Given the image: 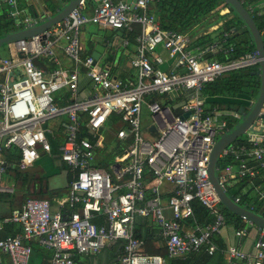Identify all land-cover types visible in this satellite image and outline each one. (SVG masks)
Wrapping results in <instances>:
<instances>
[{
    "label": "built area",
    "instance_id": "built-area-1",
    "mask_svg": "<svg viewBox=\"0 0 264 264\" xmlns=\"http://www.w3.org/2000/svg\"><path fill=\"white\" fill-rule=\"evenodd\" d=\"M156 0H91L89 14L81 1L64 19L34 36L9 43L8 54L0 50V174L9 163L3 150L15 146L23 167L32 166L41 152L51 151L53 131L46 122L64 117L63 139L58 145L60 160L75 171L65 197L56 198L55 207L46 197H28L4 221L18 222L20 233L0 238V256L7 254L10 264H27L32 247L30 239L51 249L49 264H74L76 254L98 252L107 243L121 242V253L111 262L99 264H166V257L200 251L209 254L217 249L213 236L226 221L220 198L208 174L210 152L216 139L229 129L221 116L234 111L207 108L199 90L225 73L243 68L259 69L257 51L224 61L208 59L206 51L226 52L214 41L205 47L193 46L186 33L162 29L149 11ZM250 13L264 14L254 9ZM264 2V0H262ZM10 5L14 0H7ZM40 18H25V26L37 24ZM93 23L100 28L129 32L138 26L130 65L136 79L115 78L108 66H99L91 55L82 56L81 28ZM123 45L128 44L120 36ZM57 49L70 62L60 65ZM55 66L45 69L40 60ZM169 61V62H168ZM165 66L166 69H163ZM90 80V91L78 98L79 77ZM66 89L68 101L59 104L55 94ZM158 95L174 104L148 100ZM63 99V94L59 95ZM253 99L249 100L251 106ZM178 106L175 114L173 107ZM148 111L149 125L143 126V108ZM189 112L185 118L182 114ZM81 114L86 115L87 131L98 139L81 134ZM117 115L124 124L114 133L123 141L122 151L108 168L93 165L95 147L102 136L98 131L110 117ZM264 102L244 141L226 146L219 157H233L230 164L216 167V176L226 191L236 176H254L264 168ZM143 132L152 134L145 137ZM163 181L171 183V193L164 200L159 191ZM199 200L214 217L204 226L183 232L182 222L193 215L191 202ZM238 203L239 198H233ZM239 204V203H238ZM168 207L171 217H166ZM138 216L150 217L161 231L166 256L146 250L145 240L134 235ZM103 219L104 223L92 220ZM244 227L234 230L237 237L246 236L253 223L241 216ZM223 250V249H222ZM226 254L240 264L264 263V228L258 226L252 253L230 244Z\"/></svg>",
    "mask_w": 264,
    "mask_h": 264
},
{
    "label": "crops",
    "instance_id": "crops-1",
    "mask_svg": "<svg viewBox=\"0 0 264 264\" xmlns=\"http://www.w3.org/2000/svg\"><path fill=\"white\" fill-rule=\"evenodd\" d=\"M68 1L69 0H14V4L10 5L7 0H0V7L5 6L7 8L9 16L14 19L15 25L20 29L25 27L21 23L23 19L37 16L40 18V22L45 17L56 13L57 10ZM251 2L254 9L262 10L264 7V2L262 0H251ZM245 4L248 10V4ZM151 5L152 4H150V6ZM91 7L92 2L90 0L89 7H86L89 14L91 13ZM53 8H55L54 11L52 10ZM227 11L228 9L225 8L221 10V13ZM250 14L253 16L254 13ZM256 16L264 20V14ZM214 28L215 26L209 28V31ZM198 31H201V29ZM262 32L264 33V29ZM122 35L123 31L122 34H120L118 31L103 29L93 23H87L81 28L83 52L88 53L86 55H91L92 57L96 54V58L94 59L98 65L108 66L115 78L135 81L136 70L130 65V60L134 53V45L129 43L123 45L120 41V36ZM7 45L8 44H5L0 47L1 52L5 55L8 54ZM57 56L62 67L70 68L71 64L61 49H57ZM39 62L48 70H51L55 66L46 59H42ZM50 65L53 67L51 68ZM162 68L166 69L165 66H162ZM78 90V98L85 97L90 91V80L83 73L79 77ZM111 117L110 122L98 131V134L102 136V138L94 150L95 158L93 160V165L95 166L103 167V165L100 164V162H102L106 163L107 167L105 168H108L114 157L122 151L121 149L124 142L118 140L114 133L117 129L123 127L124 124L119 118L117 121H114L112 119L113 117ZM64 121V117H57L46 122L53 131V137H51V151L49 153L41 152L39 159L29 167L21 166L18 161V165L12 162V165L10 166L9 164L7 170L3 174H0V238L14 236L21 232L22 226L20 223L6 222L3 219L10 215L13 209L20 208L26 198L33 196L46 197L55 207L56 198L65 197L67 195L68 186L75 171L67 164L63 163L58 156V145L63 139L64 134ZM148 125V111L144 107L143 126H146L145 128L148 131L152 130ZM82 136L90 137L94 144H96V142L98 143V139L92 137V135L88 133L87 126ZM12 148H16L17 154L19 155L18 148L11 146L3 150L2 154L5 159L6 154L10 150L13 151ZM158 186L162 198L166 200L171 193V183L163 181ZM164 214L166 217H171V211L168 207L164 208ZM139 217L145 216H138L137 218ZM149 219L151 220L150 217ZM99 223H104V220L101 218L97 224ZM182 224L183 232L192 230L191 224L187 221H184ZM152 225L154 233L151 237L145 238L146 250L150 253L166 256L164 239L161 235L160 227L155 222H153ZM234 230L232 226L225 224L222 230L216 234L218 235V241L220 239L224 244L222 249L225 250L228 245L233 244L245 252L252 253L254 251V240L258 233V226H249L248 234L242 237L235 236ZM28 242L32 247V251L27 264H49L51 249L42 246L35 239H30ZM121 249L120 241L107 243L96 253L87 255L76 254L74 256V264L111 262L117 259L118 255L121 253ZM222 249H217L219 251L216 250L209 261H206L201 253H198V255H201L192 258L186 257L188 254L170 258L166 257V264H181V262L185 261V264H240L238 260L231 259ZM0 264H10V259L7 254H1Z\"/></svg>",
    "mask_w": 264,
    "mask_h": 264
},
{
    "label": "trees",
    "instance_id": "trees-1",
    "mask_svg": "<svg viewBox=\"0 0 264 264\" xmlns=\"http://www.w3.org/2000/svg\"><path fill=\"white\" fill-rule=\"evenodd\" d=\"M90 0H84L85 8L89 7ZM244 6L246 4L243 2ZM227 8L228 11L221 13L222 9ZM53 11L55 8L52 9ZM149 11L155 15L160 27L165 30H174L180 33L189 34L192 37L193 46L205 47L208 44L218 41L222 44L226 52H210L206 51L204 56L208 59L224 61L241 56L246 52L254 51V44L251 36L244 26L239 16L225 4L224 0H156L152 3ZM253 19L257 27L262 32L264 29V20L261 17L253 14ZM215 26L213 30L209 28ZM201 31H198L200 30ZM18 29L15 25L14 19L8 14L5 6L0 7V36ZM138 26H135L132 31L123 32V35L128 39L129 44H135V37L137 35ZM264 40V33L262 32ZM88 53H82L85 56ZM52 68L53 66L50 65ZM50 68V69H51ZM254 67H243L229 71L221 77L206 83L198 92L200 97L204 98L207 108L217 107L222 111H234L239 115L250 109L249 100L255 99L258 94L260 77L253 73ZM63 94V99L59 98ZM68 93L63 89L60 93L55 94V99L59 104L68 101ZM148 100H158L162 104H176V101H169L165 97L158 95L147 96ZM173 112L177 114L179 107L174 106ZM113 117V118H112ZM111 118L114 121L118 120L117 115ZM228 122L229 128L233 127L238 118L230 114H223L221 116ZM86 131V115L81 114V134ZM244 141V136H240L234 142L239 144ZM14 151H9L6 154V160L12 165V162L17 164L19 162V155L16 148ZM237 160L233 157H219L218 166L222 167L226 164L237 166ZM103 167H107L106 163L100 162ZM108 164V163H107ZM18 165V164H17ZM226 192L232 197H238V203L254 211L255 213L264 217V168L258 170L254 176H236L226 188ZM193 208V215L188 219L183 220L191 224L192 228L195 226H204L211 223L214 217L209 213L208 209L197 199L191 202ZM221 211L223 212L226 225L232 226L234 229L244 227L241 216L230 212L220 203ZM137 218V217H136ZM98 223L100 219L92 220ZM182 222V223H183ZM134 235L138 238L144 239L151 237L154 233L152 228L153 221L149 217H139L134 222ZM218 249L223 248L224 244L219 239L218 235H214ZM202 251V252H201ZM219 251V250H217ZM201 253L206 261H209L214 255L209 254L205 248L186 257L199 256ZM186 262V261H185ZM181 262V264H185ZM264 264V263H263Z\"/></svg>",
    "mask_w": 264,
    "mask_h": 264
},
{
    "label": "water",
    "instance_id": "water-1",
    "mask_svg": "<svg viewBox=\"0 0 264 264\" xmlns=\"http://www.w3.org/2000/svg\"><path fill=\"white\" fill-rule=\"evenodd\" d=\"M81 1L83 0H69L66 4L59 8L56 13L45 17L39 23L16 29L1 35L0 47L5 44L34 36L49 29L64 19ZM224 2L225 4L229 5L231 9L239 16L251 36L254 49L257 51L260 58L259 69H254L253 73L259 75L260 84L258 94L253 100L250 109L246 112H243L237 123L219 135V137L216 139L209 155L208 174L211 184L218 194L221 204L225 208L239 216H244L246 219L250 220L253 225L264 228V217L255 213L254 211H251L247 207L234 202L233 198L220 186L216 176V167L218 166L220 153L226 146L242 136L247 129L252 128V125L255 123V119L258 117L259 110L264 102V40L262 33L257 27L253 16L240 0H224ZM118 32L122 34V30H119ZM93 58H96V54L93 55ZM188 115L189 112H185L182 114V117L185 118ZM261 116L264 118V115ZM150 129L153 130L154 128L150 127Z\"/></svg>",
    "mask_w": 264,
    "mask_h": 264
},
{
    "label": "rangeland",
    "instance_id": "rangeland-1",
    "mask_svg": "<svg viewBox=\"0 0 264 264\" xmlns=\"http://www.w3.org/2000/svg\"><path fill=\"white\" fill-rule=\"evenodd\" d=\"M201 29V28H200ZM143 135L145 136V137H150L152 134H150L149 132H143Z\"/></svg>",
    "mask_w": 264,
    "mask_h": 264
}]
</instances>
